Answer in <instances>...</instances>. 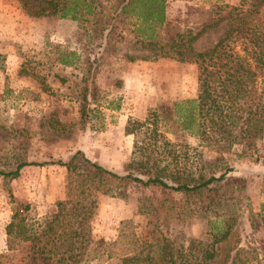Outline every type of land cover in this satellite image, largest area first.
Listing matches in <instances>:
<instances>
[{
  "label": "rangeland",
  "instance_id": "obj_1",
  "mask_svg": "<svg viewBox=\"0 0 264 264\" xmlns=\"http://www.w3.org/2000/svg\"><path fill=\"white\" fill-rule=\"evenodd\" d=\"M95 1L105 13L114 12L113 3ZM222 3L237 7L240 0ZM210 9L209 0H168L167 26L172 32L192 29L196 34L217 17ZM252 17L263 31L264 6ZM111 22L116 25L114 35L98 38L89 22L30 17L16 0H0V171L10 173L19 164H29L15 177L0 175V264L31 261L30 241L18 229L7 234L14 213L19 210L22 223L33 224L51 216L56 202L65 199L66 169L53 163L66 162L81 151L91 161L125 175L136 141L125 132L128 122H143L159 106L197 96L195 62L144 59L148 52L136 43L129 21ZM225 31L220 25L204 32L194 49L211 48ZM67 51L79 56L76 65L59 63L61 52ZM164 130L167 139L178 145L179 165L216 176L231 170L228 176L243 187L240 203L232 208L238 214L240 247L262 248L264 136L253 154L239 157L237 147L216 153L175 126ZM114 192L121 195L97 197L90 229L93 239L104 245L92 264H144L123 261L136 254L143 258L154 246L153 238L160 236L175 250L192 241H211L208 219L180 194L135 184L120 185Z\"/></svg>",
  "mask_w": 264,
  "mask_h": 264
},
{
  "label": "trees",
  "instance_id": "obj_2",
  "mask_svg": "<svg viewBox=\"0 0 264 264\" xmlns=\"http://www.w3.org/2000/svg\"><path fill=\"white\" fill-rule=\"evenodd\" d=\"M16 1L30 17L89 22L98 38L114 35L116 25L111 21L127 20L136 43L148 52L144 59L193 61L198 70L195 98L159 106L143 122H128L125 132L134 135L136 141L133 158L125 168L127 174H117L81 151L66 162L53 163L66 169L65 199L56 202L51 216L33 224L22 223L24 219L16 211L7 230L11 235L18 229L23 239L30 241L29 264H92L104 245V241L93 239L90 229L97 197L121 195L114 190L128 184L176 192L191 201L208 219L211 241H192L185 249L175 250L170 240L160 236L153 238L154 246L143 258L136 254L125 258L124 263L208 264L220 260L221 264H264V246L240 247L235 229L238 214L232 208L240 203L243 187L228 176L231 170L216 176L179 165L178 145L167 139L164 130L175 126L176 131L196 137L216 153L237 147L242 157L257 150L264 136V30L257 27L252 16L264 6V0H240L237 7L209 0L210 13L217 17L212 16L196 34L192 29L172 32L167 26L168 0H106L113 3V13H105L95 0ZM220 25L226 27L222 37L211 48L196 51L194 42ZM59 57L64 66L76 65L74 60H79L74 51L61 52ZM80 116L82 121L86 118L85 110ZM140 135L143 138L139 141ZM28 165L19 164L15 171H0V175L15 177ZM261 219L264 231V216Z\"/></svg>",
  "mask_w": 264,
  "mask_h": 264
}]
</instances>
